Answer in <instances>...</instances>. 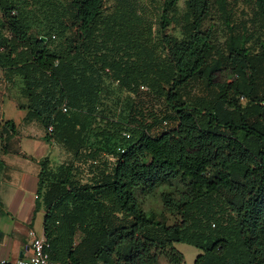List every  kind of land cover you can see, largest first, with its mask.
<instances>
[{
    "label": "trees",
    "instance_id": "16d2710c",
    "mask_svg": "<svg viewBox=\"0 0 264 264\" xmlns=\"http://www.w3.org/2000/svg\"><path fill=\"white\" fill-rule=\"evenodd\" d=\"M107 1L0 0V69L20 78L25 120L52 125L45 140L57 132L81 160L56 174L39 160L30 225L44 209L47 251L63 264H184L180 242L201 250L195 264H264V0H185L182 13L164 0L157 31L128 0ZM240 1L252 16L237 18ZM45 2L37 33L41 15L26 7ZM171 20L181 37L166 30ZM116 91L127 94V122L101 109ZM142 94L171 113L158 121ZM15 126L0 121V138ZM174 180L185 189L162 194L181 217L169 224L136 190Z\"/></svg>",
    "mask_w": 264,
    "mask_h": 264
},
{
    "label": "rangeland",
    "instance_id": "374dc122",
    "mask_svg": "<svg viewBox=\"0 0 264 264\" xmlns=\"http://www.w3.org/2000/svg\"><path fill=\"white\" fill-rule=\"evenodd\" d=\"M45 1V0H44ZM130 3H132L135 6V10L138 12L139 15L144 17L146 21L150 24H152L155 31L159 30L162 27V14H163V7H164V0H128ZM116 0H108L106 2V10H111L112 6ZM46 4V2H45ZM27 9H31V12L39 13L41 16L38 17L36 20L34 16L31 17V23L33 26H35V31L37 33H42L47 30L46 25L48 24L46 20L48 17H44L42 14L46 12V8H49L48 4L42 5H33L32 7L28 6ZM178 13H182L185 10V0H179L178 1ZM240 7H238L239 9ZM45 10V11H44ZM44 11V12H43ZM173 11L168 12V16H171ZM33 15V14H32ZM41 18L43 21H41ZM50 22V20H49ZM172 22V20H171ZM170 34L181 36V30L180 27L175 24L171 23L168 28L166 29ZM55 44L59 41V38L55 39ZM21 83L19 81H14L12 84L10 83V86H8L3 72L0 70V90L8 89L17 91L18 89H21ZM142 106H147V109L149 110V113L154 112L155 115L159 118L158 121L163 116H167L169 113H171L170 109H167L165 105L161 102V100L156 101L153 99L151 94H142ZM7 104L9 101L6 102ZM101 109L103 110V114L110 115V117L116 118L120 121L127 122L128 119V113H129V106L127 102V94L124 91H116L114 93H111L109 95H106L103 97V105L101 106ZM6 113L10 114L9 116H12L14 118H18V112L17 110H10L8 107L6 108ZM150 118V116H148ZM171 119V118H169ZM173 120V119H171ZM157 129H161V123L157 122L156 124ZM20 127V128H19ZM15 126L14 132H12L11 135H3V137L0 138V152H4V146L6 141H10L9 149L13 150L17 153H23L20 151V149L15 146L18 145L19 140L23 137H30L32 139H36L39 137L45 138L48 134L47 127L42 123L40 120H33L31 121H25L23 124L21 123L20 126ZM49 141L53 142L51 146L53 147V155L48 157L49 158V164H48V171L52 172L53 174L58 173L62 165H65L67 163H75V167L77 165H80L81 160L74 159V153L71 149H69L66 144L63 142V140L59 137L58 133L55 132L51 138L50 135H48ZM51 138V139H50ZM87 141L89 144L97 145L98 141H100V138L95 134L94 131L89 132ZM34 143H36L34 140L27 139L24 142L25 147L27 150H32V147H34ZM14 147V148H13ZM112 148H110L111 150ZM109 153L106 155V157H111L110 151H107ZM34 154V153H33ZM26 156L25 154H22ZM23 156V157H24ZM46 158V157H44ZM82 167V165H81ZM80 178L83 180L89 179L88 173L84 172L79 174ZM46 181L50 180L49 178L45 179ZM184 184H182L179 180H174L172 182H163L161 183L155 190L150 191L146 188H138L136 190V196L141 203L142 207L147 211H156L160 215H165L166 220L169 224H173L175 222L180 221L181 217L177 213H172L168 210V208L165 206L163 200H162V194L164 192L170 191L175 197H178L180 195V192L184 191ZM36 231L40 234L41 228L40 226L36 227ZM21 236H24V232H19ZM23 234V235H22ZM178 249L181 250L184 253L185 256V262L184 264H195V260L197 255L201 252L200 249L197 247L188 244V243H177ZM163 263H166V260L162 259Z\"/></svg>",
    "mask_w": 264,
    "mask_h": 264
},
{
    "label": "crops",
    "instance_id": "0c3cea01",
    "mask_svg": "<svg viewBox=\"0 0 264 264\" xmlns=\"http://www.w3.org/2000/svg\"><path fill=\"white\" fill-rule=\"evenodd\" d=\"M238 7L235 14L237 18L242 16L248 18L254 14V9L242 1L239 2ZM5 80L10 86V82L6 78ZM15 81L21 83L18 76L15 77ZM20 85L22 86V83ZM7 101H9L8 104ZM27 105V99L23 97L21 89L0 90V121L13 120L18 127L25 121L32 122L33 120H25ZM7 107L12 111L17 110L18 118L9 116L10 114L6 113ZM27 139L36 142L32 150H27L24 145ZM51 144L53 142H47L43 137L32 139L25 136L21 141L19 140L15 148H19L26 156L11 149L0 152V255L3 257L14 260L30 254L29 230H36V227L40 226V234H43L44 209L36 213L32 226L30 224L39 187L41 169L39 160L53 155L54 150ZM19 232H24V236H21ZM175 246L177 247L178 244L175 243Z\"/></svg>",
    "mask_w": 264,
    "mask_h": 264
},
{
    "label": "built area",
    "instance_id": "2783aa9c",
    "mask_svg": "<svg viewBox=\"0 0 264 264\" xmlns=\"http://www.w3.org/2000/svg\"><path fill=\"white\" fill-rule=\"evenodd\" d=\"M55 37V35H53ZM109 70V69H107ZM141 89L148 91L149 87L145 84L141 85ZM243 99V97H242ZM63 110L67 111L68 106L66 103L63 104ZM164 124H167V121H164ZM54 127L51 125L48 128V132L52 133ZM126 138L130 137V134L124 133ZM120 152L125 151V147L118 146ZM30 241V254L26 256L19 257L17 259L11 260L9 258L3 257L0 255V264H63L59 261L53 260L50 258V255L47 251L49 243L45 238L44 234H39L35 229L29 230Z\"/></svg>",
    "mask_w": 264,
    "mask_h": 264
},
{
    "label": "water",
    "instance_id": "95a60500",
    "mask_svg": "<svg viewBox=\"0 0 264 264\" xmlns=\"http://www.w3.org/2000/svg\"><path fill=\"white\" fill-rule=\"evenodd\" d=\"M43 39L46 40V37H44Z\"/></svg>",
    "mask_w": 264,
    "mask_h": 264
}]
</instances>
